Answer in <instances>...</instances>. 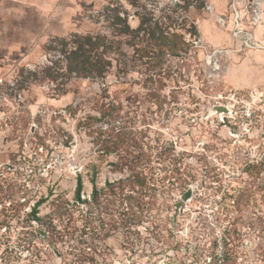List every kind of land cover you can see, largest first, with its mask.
I'll list each match as a JSON object with an SVG mask.
<instances>
[{
  "label": "rangeland",
  "instance_id": "obj_1",
  "mask_svg": "<svg viewBox=\"0 0 264 264\" xmlns=\"http://www.w3.org/2000/svg\"><path fill=\"white\" fill-rule=\"evenodd\" d=\"M255 3L0 0V264H264ZM74 33L119 45L102 78H25Z\"/></svg>",
  "mask_w": 264,
  "mask_h": 264
},
{
  "label": "trees",
  "instance_id": "obj_2",
  "mask_svg": "<svg viewBox=\"0 0 264 264\" xmlns=\"http://www.w3.org/2000/svg\"><path fill=\"white\" fill-rule=\"evenodd\" d=\"M108 19H110V27L116 34L126 35L132 31L126 19L120 17L117 13H114L113 18ZM179 41H181V38L177 34H170L169 36L160 34L154 43L162 44L161 46L165 47L169 45L172 49H179L180 46L177 44ZM46 49L61 57L50 60V64H46L39 72L27 70L28 74L25 78L30 75L35 80L40 75L49 81H57L56 85H63V79L67 81L73 78L98 79L102 78L111 66L110 57L121 55L117 42L100 34L81 35L74 33L70 35L69 39L55 38L47 45ZM59 77L60 80H58ZM61 92H66V88L63 87ZM91 183L93 185L91 193L95 196L96 187L93 178H91ZM81 190L82 181L80 176H77L74 188V200L77 202L84 201L80 198Z\"/></svg>",
  "mask_w": 264,
  "mask_h": 264
},
{
  "label": "built area",
  "instance_id": "obj_3",
  "mask_svg": "<svg viewBox=\"0 0 264 264\" xmlns=\"http://www.w3.org/2000/svg\"><path fill=\"white\" fill-rule=\"evenodd\" d=\"M256 1V3H255V5H256V9H254L253 11H252V16L254 17V16H258L259 15V5L261 4L260 3V1L261 0H255Z\"/></svg>",
  "mask_w": 264,
  "mask_h": 264
},
{
  "label": "water",
  "instance_id": "obj_4",
  "mask_svg": "<svg viewBox=\"0 0 264 264\" xmlns=\"http://www.w3.org/2000/svg\"><path fill=\"white\" fill-rule=\"evenodd\" d=\"M222 111H225V109H222ZM191 195V189L189 188L186 192H184L182 195H181V199L182 200H187V198H189Z\"/></svg>",
  "mask_w": 264,
  "mask_h": 264
}]
</instances>
